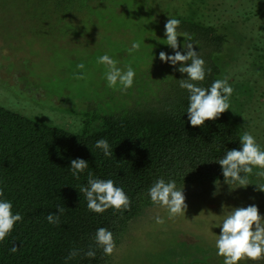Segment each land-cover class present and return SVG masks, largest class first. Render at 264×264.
I'll return each mask as SVG.
<instances>
[{
	"label": "trees",
	"instance_id": "obj_1",
	"mask_svg": "<svg viewBox=\"0 0 264 264\" xmlns=\"http://www.w3.org/2000/svg\"><path fill=\"white\" fill-rule=\"evenodd\" d=\"M101 2L112 4L113 0H0V15L18 17L20 22L30 17L48 20L49 29H61V34L68 35V22L92 13L94 5ZM158 9L153 13L161 27L157 32L165 30L168 18L180 20L178 31L188 33V42L210 64L205 67L211 72L200 86L207 88L216 79L226 78L234 89L230 105L239 116L238 96L239 91L246 93L242 88L245 81L233 84L230 79L236 74L228 71L233 61L228 54L224 62L220 57L232 32L246 39L239 26L250 22L254 13L247 12L239 21L223 20L210 14L214 9L211 0H166ZM179 50L184 52L183 46ZM174 54L169 51L170 56ZM254 65L251 63L253 69L264 72V66ZM5 75L16 82L19 77L15 71ZM136 83L139 85L138 80ZM136 83L133 88L142 91ZM173 96L169 99L154 94L147 101L137 94L136 99H141L133 104L127 98H116L103 112L93 109L94 105L87 111L78 108L70 111L81 117L74 129L36 121L0 106V189L3 199L12 203L13 213L23 217L11 235L0 242V264H66L72 249L87 251L90 246L95 249V258L81 252L67 264H116L120 248L132 250L134 258L147 264H223L215 247L223 219L233 208L251 205H256L264 217V192L258 190L264 186V178L256 176L260 169L254 168L247 187L227 184L218 161L228 150L241 148L243 134L234 122L238 123L237 117L226 111L202 127H192L186 112L189 93L178 86ZM100 139L108 140L111 157L95 147ZM74 159L89 165L79 179L70 170ZM89 172L94 178L112 179L122 187L131 200L130 210L90 211L80 192V187L87 185ZM160 178L174 180L177 189L183 190L185 215L168 219L167 209L151 201L149 189ZM60 207L64 208L60 223H48V214H58ZM157 216L165 222L157 224ZM101 227L114 235L116 250L110 256L94 242ZM13 246L16 252L11 251ZM239 264H264V260H242Z\"/></svg>",
	"mask_w": 264,
	"mask_h": 264
},
{
	"label": "rangeland",
	"instance_id": "obj_2",
	"mask_svg": "<svg viewBox=\"0 0 264 264\" xmlns=\"http://www.w3.org/2000/svg\"><path fill=\"white\" fill-rule=\"evenodd\" d=\"M165 1L96 3L92 13L68 22L71 24L68 35L61 34V29L58 32L49 29L48 20L30 17L29 21L20 22L18 17L1 13L0 106L36 121L74 129L81 117L70 111L78 108L87 111V107L94 105L93 109L103 112L116 98L129 99V104L137 102L141 99H136L137 94L147 101L152 100L154 94L172 99L178 80L184 79L185 74L178 71L177 65L173 67L159 59L161 51L168 52L167 55L169 51L174 52L166 45L165 30L157 32L161 27L153 17L159 10L158 5ZM211 5L214 9L210 14L219 15L223 20L239 21L247 12L254 13L250 22L239 26L246 39L242 40L237 31L232 32L220 60L224 62L229 55L233 61L228 70L236 74L230 79L233 84L245 81L242 88L246 93L239 91L238 96L239 116L233 113L235 106L232 105L227 113L237 117L238 123L229 115L239 128L241 126L242 134L251 133L264 148V72L251 66V63H255L254 68L264 66V0H211ZM42 22L46 23L43 27ZM25 36L27 38L23 39ZM134 41L140 42L141 47L130 53ZM178 41L183 46L184 38L178 37ZM105 54L119 61L118 67L123 70L130 65L136 73L134 82L139 81L142 91L132 87L127 94V90L117 92L119 86L109 88L106 66L97 62ZM201 58L205 65H210L203 56ZM81 63L84 69L77 67ZM14 71L19 73L17 82L5 75ZM79 75H85L86 79H77ZM154 76L156 79H151ZM145 104L148 105L146 101ZM114 261L116 264H147L139 257L134 258L132 250L124 251V248L117 251Z\"/></svg>",
	"mask_w": 264,
	"mask_h": 264
},
{
	"label": "clouds",
	"instance_id": "obj_3",
	"mask_svg": "<svg viewBox=\"0 0 264 264\" xmlns=\"http://www.w3.org/2000/svg\"><path fill=\"white\" fill-rule=\"evenodd\" d=\"M180 20L171 18L165 23L166 45L173 51L174 55H167L161 51L159 59L164 63H170L173 67L181 65L178 71L186 74L185 79L178 80L181 89L189 93V104L187 115L192 127H202L206 121L218 119L231 107L230 97L234 89L229 85L226 78L216 79L210 87L200 86L211 72L206 69L205 61L201 58L195 47L188 41L190 37L186 32H180ZM178 37L184 38L183 49L179 50L180 43ZM140 42L134 41L129 52L139 51ZM99 64L106 66L105 78L109 88L120 87L121 91H126L133 87L135 70L126 66V70L118 67L119 61L105 54L98 58ZM79 69H84V64H78ZM79 80L86 79L85 75L76 77ZM240 150H228L218 161L222 168L225 182L238 183L240 187L249 185L248 177L253 174V169L260 171L255 175L264 178V148L257 143L255 137L244 132L240 137ZM96 148L101 149L105 157H111L113 151L107 139H100L96 142ZM89 165L83 159L71 161L72 175L79 179V174L83 173ZM264 192V186L258 189ZM80 192L84 194L87 207L95 213H103L108 209L116 211L130 210L131 200L122 187L116 186L112 179L94 178L91 172L88 173L87 185L80 187ZM149 196L154 204L166 208L169 215L168 219L185 215L187 204L183 190H178L175 181H165L158 179L149 189ZM4 192L0 189V242H3L11 235L17 222H21L23 217L17 212L13 213V205L10 201L3 199ZM58 214L49 213L46 217L48 223L59 224L60 215L64 213V208H57ZM165 221L160 216L156 217L157 224ZM221 232L215 241L217 255L223 257V264H239L242 260L253 262L264 260V217H261L256 205L248 207L233 208L232 211L223 219L220 226ZM95 245L103 250L105 255H112L116 250L114 235L107 228L97 229L94 237ZM17 247L13 246L11 251L16 252ZM83 255L88 258H95V249L91 246L87 251L82 249H72L66 258L67 261Z\"/></svg>",
	"mask_w": 264,
	"mask_h": 264
}]
</instances>
